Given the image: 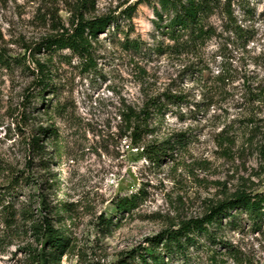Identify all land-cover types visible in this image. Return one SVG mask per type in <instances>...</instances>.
Segmentation results:
<instances>
[{
  "label": "rangeland",
  "instance_id": "374dc122",
  "mask_svg": "<svg viewBox=\"0 0 264 264\" xmlns=\"http://www.w3.org/2000/svg\"><path fill=\"white\" fill-rule=\"evenodd\" d=\"M79 1L0 0V52L9 64L0 63V185L11 171L29 177L14 199V231L0 206V264H34L28 252L44 249L27 233L23 210L72 238L59 264H124L149 238L202 217L234 192H264V0H231L234 18L213 15L215 34L191 50L161 34L158 0L135 9L138 0H96L87 16L117 21L94 42L95 67L70 49L35 50L70 27ZM35 58L49 70L46 90L36 82ZM154 97L166 108L145 143L172 146L161 162L132 142L121 119L124 107L141 109ZM51 125L58 147L41 133ZM137 192L140 206L117 212L118 197ZM228 222L215 233L230 247L203 239L189 257H166V264H264V234L245 215Z\"/></svg>",
  "mask_w": 264,
  "mask_h": 264
},
{
  "label": "trees",
  "instance_id": "16d2710c",
  "mask_svg": "<svg viewBox=\"0 0 264 264\" xmlns=\"http://www.w3.org/2000/svg\"><path fill=\"white\" fill-rule=\"evenodd\" d=\"M142 0L132 6L137 8ZM159 7H155L158 20L157 27L161 34L167 36L174 42V45L181 46L185 50L205 44L215 34V28L209 23L210 18L218 12L224 11L228 17L234 18L231 0H158ZM97 9L96 0H80L75 5L71 25L63 28L56 34L46 37L42 43L35 48L36 51L43 49L49 52H56L60 49H70L78 55L86 65L95 67L96 62L93 55L94 42L99 39L101 33L107 32L116 23L117 16L104 15L88 17L87 15ZM131 16V15H130ZM232 29L239 33L240 26L232 24ZM136 48L140 44L134 40H127ZM159 42L158 51L163 52ZM37 64L38 80L36 81L42 90H46L50 84L46 80L49 70L45 62L35 58ZM0 63L9 65L4 54L0 52ZM168 100H177V95L164 94ZM166 104L162 98L154 97L150 99L148 105L141 109L133 106H126L122 110L121 119L125 125L124 132L132 131L130 136L132 142L138 147H142L148 152L156 162H161L166 156L167 149L171 145L166 142L145 143L146 135L155 133L154 123L159 121V117L165 113ZM154 121V122H153ZM43 135L52 136L53 143L58 147L60 144V134L54 125L42 128ZM41 138L33 136L32 146L34 150L42 148ZM11 177L4 185H0V206L6 208L9 218H7V229L14 231L18 223V212L14 211L15 197L19 192L22 183L29 180L23 172H10ZM143 200V193L137 192L131 195L118 197L115 207L119 213L132 214L140 206ZM12 208V209H11ZM10 209V210H9ZM21 220L27 226V233H31L38 244H43V250H30L28 253L33 258L34 264H59L62 256L69 251L72 245V238L66 235L61 228L56 227L48 217L36 218L30 210L21 212ZM246 216L254 231L264 234V192H250L238 190L224 200L211 205L205 215L198 218L181 221L177 227L171 226L154 237L149 238V246L144 248V252L134 253L130 260L124 264H132L136 258L141 264H166V257L181 258L187 256L192 247H197L201 240L206 239L212 244L225 245L230 247L225 241L219 239L215 231L223 228L225 220H230L231 225L239 223V218ZM104 224L111 227L112 218L105 219ZM5 234V231H4ZM12 235V234H9ZM5 236V235H3ZM0 233V245L3 237ZM137 256V257H136Z\"/></svg>",
  "mask_w": 264,
  "mask_h": 264
}]
</instances>
